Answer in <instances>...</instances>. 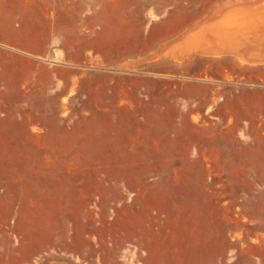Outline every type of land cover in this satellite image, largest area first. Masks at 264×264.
<instances>
[{
	"label": "rangeland",
	"instance_id": "rangeland-1",
	"mask_svg": "<svg viewBox=\"0 0 264 264\" xmlns=\"http://www.w3.org/2000/svg\"><path fill=\"white\" fill-rule=\"evenodd\" d=\"M0 264H264V0H0Z\"/></svg>",
	"mask_w": 264,
	"mask_h": 264
}]
</instances>
